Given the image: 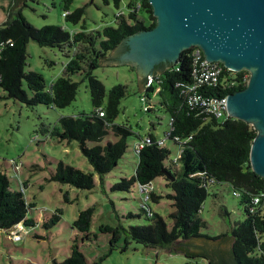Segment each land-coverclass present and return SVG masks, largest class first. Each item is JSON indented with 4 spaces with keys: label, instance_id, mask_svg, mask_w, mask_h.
I'll list each match as a JSON object with an SVG mask.
<instances>
[{
    "label": "trees",
    "instance_id": "16d2710c",
    "mask_svg": "<svg viewBox=\"0 0 264 264\" xmlns=\"http://www.w3.org/2000/svg\"><path fill=\"white\" fill-rule=\"evenodd\" d=\"M25 2L26 0H15L14 3L18 6ZM64 2L65 11H69L66 16L63 15L66 20L74 24L80 23L86 14L85 8L79 7L71 12L69 5L72 0ZM103 2L107 5L113 2L119 8L125 0ZM126 3L128 10L122 16L116 17V25H106L94 31H88L85 24L82 25V30L76 32H70L54 24L36 27L23 15L21 8L16 17L12 18L10 15L0 25V43L11 40L5 45L0 59V74L3 77L0 89L8 98L31 108L40 104L65 108L78 94L80 82L73 80L72 76L81 73L84 75L83 80L88 82L93 111L89 114L62 116L60 128L55 126L51 133L60 140L78 141L93 171L86 172L59 160L49 180L81 189H93L96 185V174L103 182L118 166L129 148V138L135 132L127 123H115L120 113L121 101L127 95V86L116 84L107 89L93 71L100 65V60L107 58L116 49L124 47L123 50H127L125 41L130 36L150 30L157 24L149 0H127ZM141 11L146 15L142 16ZM31 40L42 47H58L68 57L64 74L56 78L50 87H47L42 73L26 70L27 47ZM86 40L91 46L90 54L77 50L75 54H70V49L74 47L78 49L77 45ZM87 55L89 57L93 55L91 60ZM130 68L136 71L135 67ZM153 75L155 83L149 87L145 85L144 92L150 102V94H154L159 88L157 92L160 96L159 108L163 107L173 118V130L168 139L180 147V156L172 162L173 165H167L171 150L165 145H159L158 136L150 132L148 135L151 136L152 143L139 151L134 147L139 156L135 174L131 178H123L112 189L130 190L136 183H152L157 177L164 176L168 180V186L173 190L168 195L173 200L175 208L170 214L173 226L170 229L166 220L153 211L150 201L147 205L152 213L141 203L142 212L149 218L147 224L100 227L103 233L111 234L110 252L115 249L125 252L132 243H136L152 248L174 246L188 258L203 257L210 264H227L221 259L225 258L226 254L232 264H264V176L256 173L250 162L251 146L257 136V130L251 123L232 116H228L226 120H220L212 115L208 117L201 107H192L189 104L183 90L194 82L191 48L184 50L175 64L157 65ZM249 75L250 73L245 70L236 72L225 68L218 85L209 87L208 95L223 97L242 90L247 86ZM147 80L148 77L145 78V84ZM101 110L104 112L103 116L100 115ZM44 131L49 132L45 128ZM111 133L117 140L103 144L104 138ZM174 136H179L182 140L176 141ZM142 138L140 137V140ZM179 160L181 169L177 172L173 166L177 165ZM165 171L175 179L167 178ZM225 183L239 191L237 197L244 205L246 216L233 227L230 235L213 237L205 235L201 230L207 226V222L201 213L209 195V187ZM27 186L28 182L25 181L21 188L13 189L10 177L0 170V229L9 232L18 223H23L25 227L37 225L33 218L28 217L30 209L36 204L27 200L25 194ZM158 198L153 189L150 192V200L157 201ZM255 198L259 199L258 203H254ZM94 211L95 207L80 211L73 223V226L83 234V240L92 238L90 230ZM61 214L62 210L58 209L52 218L44 223L45 227L50 228L58 223ZM225 238H229L231 242L226 253L222 249L217 253L201 250L200 247H196L198 251L191 249L192 243H195L193 241L199 239H204L207 243ZM50 264L99 263L89 262L80 249L78 239H74L71 255L63 261L54 260Z\"/></svg>",
    "mask_w": 264,
    "mask_h": 264
},
{
    "label": "rangeland",
    "instance_id": "374dc122",
    "mask_svg": "<svg viewBox=\"0 0 264 264\" xmlns=\"http://www.w3.org/2000/svg\"><path fill=\"white\" fill-rule=\"evenodd\" d=\"M15 5L12 0H0V25L10 15L12 18L16 17L21 8L23 15L36 27L54 24L75 32L82 30V25L85 24L88 31H94L106 25H116L118 12L113 2L107 5L103 0H72L69 5L71 12L79 7H84L86 11L81 22L74 24L63 16L64 0H26L25 4L13 12ZM140 14L146 15L144 11ZM75 48L70 49L71 55L75 54L76 50L90 54L91 46L88 40L78 44V49ZM87 56L89 60L93 57ZM67 61L66 53L58 47H42L34 40L28 44L26 70L42 73L47 87L64 74ZM93 71L107 89L116 84L127 86V95L121 101L120 113L115 123L129 124L135 134L129 138V148L118 166L103 182L96 174V185L90 190L49 180L59 160L86 172L93 171L78 141L60 140L51 133L55 126L60 128L62 116L89 114L93 111L94 106L88 82L83 80L84 75L78 73L72 76L73 80L80 82L78 94L65 108L44 104L31 108L8 98L0 89V170L10 177L13 189H19L23 182H28L25 189L26 198L36 204L30 209L28 217L37 222L36 226L27 227L29 232L21 240L11 239L10 232L0 229V264H50L54 260L63 261L71 255L74 239H78L81 251L91 263L210 264L203 257L188 258L181 253L165 251L164 247L152 248L136 243H132L125 252L121 249L110 252L111 234L103 233L100 229L102 225L129 227L149 222V218L141 209L143 194L139 190V183L130 190H113L112 187L123 178H131L135 174L139 156L134 147L140 137L145 138L153 132L159 138H164L169 128L170 116L163 107L159 108L158 91L151 94L152 99L150 97L151 101L148 103L152 104L153 110H144V90L140 92L138 75L128 64H100ZM24 86L27 88L26 82ZM44 128L49 132L46 133ZM116 140L117 137L111 133L102 143ZM165 147L171 150L166 164L173 165L172 162L180 156V147L171 139L166 140ZM173 167L177 172L180 171L181 161ZM152 184L159 198L157 201L150 200L151 208L166 220L171 229L173 219L170 214L175 208L168 195L173 190L164 176L157 177ZM233 191L234 188L227 183L209 187V195L201 213L207 222V226L201 230L203 234L212 237L230 235L233 227L244 220V205ZM89 207H95L90 230L92 238L83 240V234L73 223L80 211ZM58 209L62 210L59 222L46 228L44 223L51 219ZM130 214L134 216L131 217Z\"/></svg>",
    "mask_w": 264,
    "mask_h": 264
},
{
    "label": "water",
    "instance_id": "95a60500",
    "mask_svg": "<svg viewBox=\"0 0 264 264\" xmlns=\"http://www.w3.org/2000/svg\"><path fill=\"white\" fill-rule=\"evenodd\" d=\"M157 24L150 30L130 36L125 45L101 61L135 67L140 92L145 78L157 65L175 64L181 53L200 47L210 61H219L232 71L250 73L247 86L228 95L230 116L251 123L257 130L251 146L253 170L264 176V0H149ZM20 5H15L16 12ZM166 177L174 180L169 172ZM191 249L228 252L231 242L224 240L193 241ZM185 255L181 250L164 247ZM186 256V255H185ZM222 257V256H221ZM229 256L222 261L230 264Z\"/></svg>",
    "mask_w": 264,
    "mask_h": 264
},
{
    "label": "built area",
    "instance_id": "2783aa9c",
    "mask_svg": "<svg viewBox=\"0 0 264 264\" xmlns=\"http://www.w3.org/2000/svg\"><path fill=\"white\" fill-rule=\"evenodd\" d=\"M127 4L128 3L126 2H123L121 4V6L118 8V12L116 13V17L122 16L125 12L124 9L126 11L128 10ZM68 13L69 11H65L63 15L66 16ZM10 42L11 40H7L6 42L0 43V59L2 58L5 45ZM191 56L193 60L194 82L192 84L187 85L183 90L185 97L188 99V102L192 107L194 106L201 107L202 111L206 112V115L208 117L212 115L220 120H226V118L230 116L227 108L228 95L223 97H213L208 95V90L209 87H215L218 85L223 71L225 70V68L226 69L228 68L219 61L208 60L205 57L203 50L198 46L191 47ZM2 80L3 77L0 74V83L2 82ZM155 81L156 80L154 75L149 76L146 86L149 87L150 85H153ZM231 82L234 83L233 81ZM157 91H159V88L156 90V92ZM142 101L144 103L145 111L151 109V105L148 104L145 94L142 97ZM100 115L103 116L104 112L100 111ZM172 130H173V118H170L169 128L165 133V137L162 139H157V143L163 146L166 140L171 136ZM174 139L176 141L182 140L179 136H174ZM150 143H152V138L150 135H147L145 138H142L136 144L135 148L139 151L145 145H148ZM139 190L143 194L142 206L150 210V207L147 205V202L150 201V192L153 190V184L152 183L139 184ZM233 194L235 196H239L240 193L239 191L234 190ZM258 202L259 199L255 198L254 203H258ZM150 213H152L151 210ZM9 232H10L9 237L11 239L21 240L27 235L29 230L24 226L23 223H18Z\"/></svg>",
    "mask_w": 264,
    "mask_h": 264
},
{
    "label": "clouds",
    "instance_id": "9594fccd",
    "mask_svg": "<svg viewBox=\"0 0 264 264\" xmlns=\"http://www.w3.org/2000/svg\"><path fill=\"white\" fill-rule=\"evenodd\" d=\"M149 76H150V75H148L147 77H149ZM247 83H248V82H247ZM146 84H147V83H146ZM144 94H145V92H144ZM149 94H150V93H149ZM150 97H151V94H150ZM151 99H152V97H151ZM151 99H150V100H151ZM147 102L149 103L148 100H147ZM150 105H151V109H153L151 103H150ZM151 109H149V110H151ZM149 110H147V111H149ZM101 111H102V110H101ZM147 111H146V112H147ZM170 118H172V117H170ZM165 133H166V132H165ZM158 139H162V138H159V137H158ZM164 145H165V144H164ZM164 145H163V146H164ZM26 228H27V227H26ZM27 229H28V228H27ZM28 230H29V229H28ZM9 231H10V230H9Z\"/></svg>",
    "mask_w": 264,
    "mask_h": 264
},
{
    "label": "flooded vegetation",
    "instance_id": "af4514ba",
    "mask_svg": "<svg viewBox=\"0 0 264 264\" xmlns=\"http://www.w3.org/2000/svg\"><path fill=\"white\" fill-rule=\"evenodd\" d=\"M12 2H15V0H12ZM124 49V47H122ZM156 69V68H155ZM230 263L232 264V261H230Z\"/></svg>",
    "mask_w": 264,
    "mask_h": 264
},
{
    "label": "crops",
    "instance_id": "0c3cea01",
    "mask_svg": "<svg viewBox=\"0 0 264 264\" xmlns=\"http://www.w3.org/2000/svg\"><path fill=\"white\" fill-rule=\"evenodd\" d=\"M76 32V31H75ZM146 85V84H145ZM145 85H144V89H145ZM154 128H155V125H154Z\"/></svg>",
    "mask_w": 264,
    "mask_h": 264
}]
</instances>
